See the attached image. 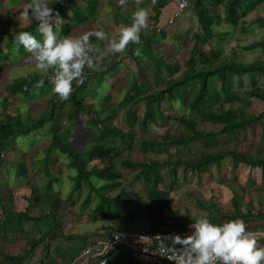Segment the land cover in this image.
I'll return each mask as SVG.
<instances>
[{"label": "trees", "instance_id": "trees-1", "mask_svg": "<svg viewBox=\"0 0 264 264\" xmlns=\"http://www.w3.org/2000/svg\"><path fill=\"white\" fill-rule=\"evenodd\" d=\"M51 2H55V0H51ZM152 2H155V5L152 6L154 10L152 18L156 19L160 15V9L167 5L170 0H143L141 3L132 4L131 10H124L116 2L111 3L116 7V11L123 14L127 25H129L132 22L133 13L138 8H144L145 5ZM98 4L99 0H56L52 7L59 12V16H64L67 11L71 13V20L62 23L56 29L58 35H68L74 26L73 24L81 26L86 22L96 20ZM190 4L197 20L198 32L192 33L194 43L188 59L185 60L184 69L174 76V72L179 70L178 65L175 63H159L160 67L166 69L169 76L164 80V86L155 90L147 86L142 79V71L139 69V72H137L139 82L138 78L134 76L136 79L133 77V82L129 87V93L134 92L135 100L141 99L145 102L144 112L140 119L142 128H148L151 124L164 121L166 115L164 114L163 105L166 101L175 98L188 112L181 114L178 118V121L182 123L188 132L179 137L171 136L169 132H165L161 141L142 139L139 146L143 152L156 150L166 142H171L186 149L190 143L197 140H201L204 147L209 148L210 141L216 135L233 134L237 129H244L253 121L260 120L264 115L263 113H246L244 105H247V102L236 95L231 86V80L236 76L259 75L264 79V59L239 62L223 57L220 48L209 47L208 50H203L200 47L202 43L209 42L213 38L223 41L230 33L229 31L215 30L218 17L229 27L236 28L238 15L244 14L252 8L259 9L260 5L264 4V0H191ZM218 6L221 9L222 17L218 12ZM258 20H264V18H258ZM37 24L38 22L33 20L29 32H32L37 38H42L36 30ZM21 31H28V28L18 27L9 32L0 29V34H6L5 41L8 49L10 51L14 50L18 54L26 53V50L13 39L15 34ZM144 31L141 32L140 51L153 61L152 43L155 38L147 37ZM243 31H246V28H243ZM92 40L94 41V36ZM259 45L264 46V40L249 43L242 46L241 49L242 51H250ZM5 57L6 55L4 56L0 48V72L3 69ZM96 64L98 65L97 62ZM110 72L111 68L107 67L102 75ZM85 74L86 79L82 84L73 83V92L68 100L60 99L52 90L51 72L45 75L34 70L27 76L15 77L2 87L0 86V112L2 114L0 117V162L1 157L4 155L3 152L11 148L12 141L15 138L27 136L47 125L51 148L65 155L67 158L66 167L74 171L70 176L72 181L71 193L80 192L83 188V194L80 193L82 198L79 207L81 211L85 208L89 209V218H95L96 221H110L113 217L122 213L127 214L130 217L129 219L135 215H141L135 207L137 201L135 193L132 190L126 191L122 184L123 175L118 169L121 166L124 169L135 171L133 175L134 182L143 185L145 196L148 198V205H146L142 214L149 217V232L166 235H187L184 227L202 216H207L216 223L239 218L246 223L249 231L257 230L261 219L264 217L263 210L259 208L256 212H253L252 202H247L248 204L244 205L243 200L235 190H232L233 208L231 211L224 213L219 212L218 208H214L215 212L209 215H197L189 220L179 222L175 217L176 211L169 201V190L161 187V170L166 166H170L169 174L173 175L177 165H184L185 171L187 169L203 171L209 164H219L225 156H230L234 166L239 163H244L252 168L259 165L261 169L260 187L264 188V156L261 155V152L254 156L233 149L220 148L203 152L194 162H190L184 157H177L174 160L169 158L162 161L151 160L149 162L124 159L121 157L120 144H126L128 139L133 140L135 130L133 127L124 130L113 124L111 120L118 115L120 106L125 105L129 98L128 96L124 97L120 101V105L116 104L114 107L108 105L107 102H103L101 110L93 108L92 104L86 102V98L96 92L90 88V72L88 69H86ZM41 80L44 81L43 86L39 84ZM48 91L53 93L46 107L34 114L30 109L22 113L20 111L22 104L16 102L15 98L13 100V97L18 95L26 97L35 92L42 95ZM248 95L264 101V87L251 88L248 90ZM236 102L244 104H241L243 107L240 105L233 107ZM214 107H217L216 112L213 110ZM80 113L86 114L88 117L86 124L97 130L98 136L88 145L77 147L68 139V136ZM64 118L69 122V126H65ZM200 121L217 125L218 129L215 131L200 129ZM112 138L117 139L118 144ZM93 160H97L101 166L98 167L96 164L89 166ZM41 169L50 177L43 187L37 188V195L33 199L30 197L27 199L28 205L23 210L15 208L14 197L11 192H0V234H3L2 237H6L7 233L11 232L18 233L17 235L23 234L24 230L21 229V226L27 221H32L38 231L37 236L31 237L26 247L21 248L19 252H8L0 249V264H22L33 253L35 247L43 242L45 248L40 264H48L45 259L51 255L49 249L51 241H57L53 250L55 256L51 255L54 259L56 258V261L58 260L61 264H78L75 259L80 258V251L85 247L90 233L79 236L75 233H64L63 214L59 215L55 209L56 204L59 203V193H51L53 185L59 188L60 184L56 177H51L47 159L44 160ZM24 173L25 167L23 162L20 161L16 165L15 175L20 177ZM252 183L251 178L247 179L245 184L239 186L240 190L244 191V188L251 186ZM171 186H173L172 182ZM42 196L43 199L41 200L39 197ZM38 199L40 204H37ZM33 204L39 210L37 215L29 214V208L34 206ZM198 205L206 207L201 201L198 202ZM165 211L169 213L168 216L165 215ZM104 228L107 230L112 229L107 224ZM120 229L128 230L129 228L123 226ZM66 239L70 240L71 243L62 249L61 243ZM257 243L258 246L264 247L263 233L257 238ZM115 252L121 257L130 259L129 262L133 259L132 256L135 255L119 247L110 253L108 264H113L111 256ZM153 264L164 263L154 262Z\"/></svg>", "mask_w": 264, "mask_h": 264}, {"label": "rangeland", "instance_id": "rangeland-1", "mask_svg": "<svg viewBox=\"0 0 264 264\" xmlns=\"http://www.w3.org/2000/svg\"><path fill=\"white\" fill-rule=\"evenodd\" d=\"M142 1L99 0L96 20H91L81 26L73 24L74 26L68 34L78 35L90 30H101L106 33V38L103 40L94 36L93 42L96 47L94 58L98 66L95 69H88V71L90 72V88L96 93L89 95L86 98V102L92 104L93 108L101 110L103 102H107L108 105L114 107L116 104L120 105V101L128 96L129 101L125 105L120 106L118 115L111 120L113 124L120 126L124 130L130 127H133L135 130L133 140L128 139L126 144H120L122 149L121 157L139 162L162 161L167 158L174 160L177 157H184L190 160V162H194L203 152L220 148L225 150L233 149L237 152L248 153L254 156H257L261 152V155L264 156V115L260 120L253 121L244 129H237L233 134L216 135L210 141L209 148H205L203 142L197 140L190 143L186 149L178 147L171 142L163 143L158 149L148 152H143L140 149L139 143L142 139L161 141L162 135L165 132H169L174 137L187 133V129L178 121V118L181 114L188 112L177 99L173 98L166 101L163 105L164 114L166 115L164 121H158L149 125L148 128H142L140 119L144 112L145 102L141 99L135 100L133 96L134 92L129 93L133 77H137L139 82V74L137 72L140 69L142 71V79L150 89L155 90L156 88L163 87L164 80L169 75H167L164 67H160L159 63H175L178 65L179 70L174 72V76L175 74L178 75L184 69L185 60L188 59L191 52L190 50L194 43L192 33L198 32L197 20L191 5L180 17H177L173 22H169L174 8L173 0H170L172 3L160 9V15L156 19L152 18L154 15L152 6L155 5V2H152L144 6L150 14L149 25L144 33L147 37L155 38L152 43L154 60L151 61L141 51L137 55L136 49H140V47L136 43H130L123 53L110 52L107 47L108 40L113 36H118L120 30L127 25L123 14L116 11V7L111 2L120 4L124 10H131L132 4L141 3ZM23 3L24 0H0V29L9 32L14 28L27 27L28 31L31 30L33 21L30 22L23 16L21 11ZM218 12L222 17L219 6ZM60 18H57L55 21V30L62 23L71 20L70 11L65 12L64 16H60ZM258 18H264V4L260 5L259 9L252 8L244 14H239L236 28L229 27L218 17L215 30L229 31L230 33L223 41L213 38L209 42L202 43L200 45L201 49L208 50L209 47L220 48L223 57L239 62L264 59V46L259 45L250 51H242L241 49L242 46L249 43L264 40V20H258ZM243 28H246V31H243ZM36 30L38 31V26ZM5 40L6 34H0V48L4 56L6 55L3 69L0 72L1 87L15 77L27 76L36 70L35 62L30 53L26 51V53L18 54L14 50L10 51ZM107 67L111 68V72L102 75V72ZM231 86L236 95L247 102V105L236 102L233 107L244 105L246 113L264 114V101L248 95L249 89L264 87V79L261 76H236L232 78ZM52 93L48 91L41 95L35 92L26 97L18 95L13 97V100L15 98L16 102L22 104L20 106L22 113L30 109L32 114H34L46 107ZM225 106L227 105L225 104ZM213 110L216 112L217 107H214ZM1 115L0 112V117ZM87 119L86 114L80 113L76 119L75 126L70 130L68 139L77 147L88 145V143L94 141L98 136L97 130L86 124ZM64 124L65 126H69L66 118H64ZM47 128L48 126L45 125L43 129L32 132L27 136L15 138L12 141L11 148L3 152L4 155L1 157L2 160L0 162V192H11L14 197L15 208L23 210L28 205L27 199L29 197L33 199L37 195V188L43 187L46 180L50 177L41 169L44 160L47 159L51 177H56L60 184L59 188L53 185L51 193H59V203L56 204L55 209L59 215L63 214L62 219L65 222L63 225L64 233L76 234L77 230L83 227L86 229L98 227L100 222L96 221L95 218L91 219L88 217L90 216L89 209L85 208L81 212L79 207V202L82 198L80 193L83 188L81 190L78 188L80 192L71 193L72 181L70 176L74 171L66 167L67 158L65 155L51 148L50 135ZM199 128L206 131H215L218 129V126L200 121ZM112 139L118 144L117 139ZM20 161L24 164L25 173L17 177L15 175L16 165ZM91 164H96L98 167L101 166L97 160H93L89 166ZM118 169L122 172V184L125 190H132L135 193L137 198L135 207L142 215L137 217L135 215L134 220H132L134 222L145 223V219L149 220V217L142 214L144 208L148 205L143 185L134 182L133 175L135 171L124 169L121 166ZM169 169L170 166H166L161 170V187L169 190V201L176 211L175 217L179 222L189 220L197 215H209L215 212L214 208H218L219 212L224 213L231 211L233 208L231 199L233 195L232 190H235L239 194L244 205L252 202L251 207L253 212H256L259 208L264 212V188L260 187L261 169L259 165L252 168L244 163H239L237 166H234L231 157L225 156L219 164L211 163L203 171H192L190 169L185 171L184 165H177L175 173L171 175L169 174ZM249 178L253 180L252 185L244 188V191L240 190L239 186L245 184ZM171 182L173 186H171ZM39 198L42 200L43 196ZM199 201L204 203L206 207H200L198 205ZM37 204H40L39 199ZM38 212L39 210L35 205L29 208V214L31 215H37ZM165 215L168 216L169 213L165 211ZM156 216L158 215L156 214ZM129 218L127 214L122 213L114 217L107 225H110L111 228L120 229V225H125ZM78 222H80L79 225H77ZM192 223L190 222L184 227L186 234H189L193 230L191 228ZM258 227L256 231H252L255 233L256 238L262 235V233L264 235V217L261 219ZM21 229L24 230V233L21 235L11 232L7 233L6 237H2L3 234H0V249L7 250L8 252H19L21 248L26 247L31 237L38 234L35 224L31 221L24 222ZM55 243V241L49 243L52 249L50 253L53 256H55L53 251V244ZM43 245L44 242L37 245L33 253L22 264H40V259L45 248ZM51 255L45 259V262L48 264H61Z\"/></svg>", "mask_w": 264, "mask_h": 264}, {"label": "clouds", "instance_id": "clouds-1", "mask_svg": "<svg viewBox=\"0 0 264 264\" xmlns=\"http://www.w3.org/2000/svg\"><path fill=\"white\" fill-rule=\"evenodd\" d=\"M56 2V0H55ZM51 0H24L22 14L30 22H38L42 38L32 32L21 31L13 37L15 42L31 54L35 68L47 75L51 72L52 90L62 100H68L73 92V83L82 84L86 69H95V44L92 37L105 39L101 30L85 31L78 35L60 36L55 30L59 12ZM123 2V0H122ZM61 19V18H60ZM150 14L146 8H138L132 22L124 26L118 36L108 40V50L123 53L130 43H141V32L149 25ZM140 54V49H136ZM43 86L44 81H39ZM187 235L173 234L167 237L172 247L176 264H264V247L258 246L255 233L246 223L237 218L222 223L213 222L207 216L191 224Z\"/></svg>", "mask_w": 264, "mask_h": 264}, {"label": "built area", "instance_id": "built-area-1", "mask_svg": "<svg viewBox=\"0 0 264 264\" xmlns=\"http://www.w3.org/2000/svg\"><path fill=\"white\" fill-rule=\"evenodd\" d=\"M190 5L189 0H173L174 8L169 22L180 17ZM169 236L171 234H154L146 229L102 228L88 236L79 257L86 259V264H108L110 253L120 247L153 262L176 264L174 254L168 251L172 247L171 241L167 240Z\"/></svg>", "mask_w": 264, "mask_h": 264}, {"label": "crops", "instance_id": "crops-1", "mask_svg": "<svg viewBox=\"0 0 264 264\" xmlns=\"http://www.w3.org/2000/svg\"><path fill=\"white\" fill-rule=\"evenodd\" d=\"M169 3H172V2H169ZM168 3V4H169ZM82 212V211H81ZM137 216H142V215H137ZM136 216V217H137ZM135 217V216H134ZM132 217L131 219L128 220V222H126L125 225H120V228H123V226L127 227V228H133V229H146V230H149V220L145 219V223H140V222H134L133 218ZM146 218V217H145ZM114 219V217L112 218V220ZM133 219V220H132ZM110 220V221H112ZM110 221H98L100 222L98 224V228L97 226L95 227H92V228H81V229H78L76 234L79 236V235H86L87 233H97L96 231L98 230H101L102 228H104L103 226H106L107 223H109ZM32 222V221H31ZM102 222V223H101ZM133 222V223H131ZM80 222L77 223V225H79ZM104 223V224H103ZM129 224V226H128ZM102 225V226H101ZM97 229V230H96ZM89 232H87V231ZM80 231V232H79ZM82 232V233H81ZM87 232V233H85ZM56 243L53 244L54 247L56 246L57 244V241H55ZM70 240H63V242L61 243V248L64 249L65 247L69 246L70 245ZM50 251H52V249L50 248ZM112 257V260L113 261V264H153L154 262L152 260H150L149 258H146L144 256H139V255H133L131 259V262H129L130 259L128 258H124L123 256L121 257V255L117 254L116 252L111 256ZM76 262H78V264H86V259L84 260V258H77L75 259ZM73 263V262H72Z\"/></svg>", "mask_w": 264, "mask_h": 264}, {"label": "bare ground", "instance_id": "bare-ground-1", "mask_svg": "<svg viewBox=\"0 0 264 264\" xmlns=\"http://www.w3.org/2000/svg\"><path fill=\"white\" fill-rule=\"evenodd\" d=\"M83 164V163H82ZM71 165V164H70ZM80 172V171H79ZM78 173V172H77ZM82 176V175H81ZM87 176V175H86ZM74 186V185H73ZM61 193V192H60ZM148 199V198H147ZM103 210V209H101ZM101 213V212H100ZM106 217V216H105ZM65 223V222H64ZM2 224V223H1ZM6 226V225H5ZM1 227V226H0ZM5 231V230H4ZM54 234V233H53ZM35 241V240H34ZM23 253V252H22Z\"/></svg>", "mask_w": 264, "mask_h": 264}]
</instances>
